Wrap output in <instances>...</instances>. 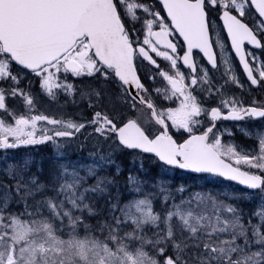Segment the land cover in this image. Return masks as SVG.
<instances>
[{"label": "snow or ice", "instance_id": "obj_1", "mask_svg": "<svg viewBox=\"0 0 264 264\" xmlns=\"http://www.w3.org/2000/svg\"><path fill=\"white\" fill-rule=\"evenodd\" d=\"M0 264H264V0H0Z\"/></svg>", "mask_w": 264, "mask_h": 264}, {"label": "trees", "instance_id": "obj_2", "mask_svg": "<svg viewBox=\"0 0 264 264\" xmlns=\"http://www.w3.org/2000/svg\"><path fill=\"white\" fill-rule=\"evenodd\" d=\"M51 152V149L50 148H45V149H42V150H39V151H33L34 155L36 156H40V155H49Z\"/></svg>", "mask_w": 264, "mask_h": 264}, {"label": "rangeland", "instance_id": "obj_3", "mask_svg": "<svg viewBox=\"0 0 264 264\" xmlns=\"http://www.w3.org/2000/svg\"><path fill=\"white\" fill-rule=\"evenodd\" d=\"M236 137L238 141H243L245 138L242 136L241 133H239L238 131L236 132Z\"/></svg>", "mask_w": 264, "mask_h": 264}, {"label": "flooded vegetation", "instance_id": "obj_4", "mask_svg": "<svg viewBox=\"0 0 264 264\" xmlns=\"http://www.w3.org/2000/svg\"><path fill=\"white\" fill-rule=\"evenodd\" d=\"M254 95H257V96H259L260 95V93L259 92H254L253 93ZM36 146L37 147H39V146H41V145H35V146H30L32 149H35L36 148Z\"/></svg>", "mask_w": 264, "mask_h": 264}]
</instances>
